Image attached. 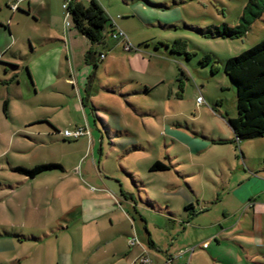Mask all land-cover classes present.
Segmentation results:
<instances>
[{
	"label": "rangeland",
	"instance_id": "1",
	"mask_svg": "<svg viewBox=\"0 0 264 264\" xmlns=\"http://www.w3.org/2000/svg\"><path fill=\"white\" fill-rule=\"evenodd\" d=\"M97 1L110 20L105 38L113 40L110 25L115 20L130 44L142 47L132 61L122 47L114 50L110 76L98 60L101 49L92 50L75 31L64 0H0V248H7L0 264H136L144 254L149 264H264V189L258 194L257 187L250 190L257 194L252 202L227 194L246 176L264 181V138L230 141L228 119L237 116L236 88L223 70L228 59L264 41V3L261 10L255 5L247 10L251 0ZM259 11L260 17L253 18ZM241 26L247 33L239 38L219 36ZM144 45L151 51L145 53ZM90 52L96 67L85 59ZM41 58L46 62L38 66ZM35 63L39 76L31 71ZM15 66H20L17 76ZM87 84L92 96L84 107L81 90ZM112 84H123L124 90ZM104 87L117 94L106 96ZM199 96L206 105L197 104ZM5 100L12 120L3 113ZM41 112L57 121L60 133L72 128L71 120L79 121L87 138L65 140L49 128V120L29 124L30 115ZM105 113L133 125L128 126L135 135L105 136L100 144L92 121ZM184 129L191 136L204 130L208 138L231 143L189 153L172 142L183 137ZM196 139L212 142L200 135ZM134 147L140 153L128 157ZM149 161L170 170L149 173ZM42 165L61 168L33 179L17 171ZM122 168H130L131 176ZM137 180L149 185L136 188ZM102 182L115 189L122 183L136 205L96 203L93 196L101 194ZM178 184L205 213L188 230H171L170 211L159 203L164 188ZM153 197L156 205L149 201ZM145 226L151 241L171 253L148 249ZM230 228L236 236L228 235ZM211 234L221 242L219 248H208ZM28 238L36 243L19 241ZM20 254L26 258L19 259Z\"/></svg>",
	"mask_w": 264,
	"mask_h": 264
},
{
	"label": "crops",
	"instance_id": "2",
	"mask_svg": "<svg viewBox=\"0 0 264 264\" xmlns=\"http://www.w3.org/2000/svg\"><path fill=\"white\" fill-rule=\"evenodd\" d=\"M29 11H30V9H29ZM4 29H6V28L4 27ZM74 29H75V31L78 34H80L75 27H74ZM6 30H8V32H9V35L6 34V36H7L8 39H10V37H11L10 30L9 29H6ZM110 31L112 32V29ZM104 35H105V33H103V38H102L101 42L99 44H95L94 45L86 37H84V36H82L80 34V36L83 37L85 39V41L91 43L92 50H93V47H95V46H96L97 49H101V53L99 54V59L98 60H100V62L103 64L104 71L107 73L108 76H110L111 73H108V71H109V67L112 64L111 57H110V56H112V52H114V50H116V49H118L120 47H122L124 51H126V50L124 49V45H123L122 42L116 41V40H114V42H112L113 40L108 41L105 38ZM69 38L71 40L70 34H69ZM29 42H31V40ZM110 43H111V45H110ZM144 46L146 47L145 53L147 52V50L151 49V48H149V45H144ZM33 47H34V45H33ZM140 49H142L141 46L139 48H136L135 51L134 50L126 51V52L130 53V54H128L129 61H132L133 59H135L134 55H136L139 52H141ZM35 51L36 50H34V52ZM149 51H151V50H149ZM154 52H156V54H157L159 52L158 48H155ZM90 53H91L90 60H87L86 56H85V59L88 62V64L93 63L96 66L97 61L94 59V54L92 52H90ZM101 55H104V59H101ZM171 55H173V54H171ZM45 62H46V60L41 58V62H39L37 60V65L41 66V65L45 64ZM37 65L35 63L33 65V67H31V71L33 72V74H36L37 76H39L41 71H40V69H38ZM13 69L14 70L16 69V72H17V73L14 74V76H17L18 74H20V71H19L20 66L19 67L15 66ZM94 72L96 73V69L94 70ZM143 72L147 73V71H143ZM74 74H75V72H74ZM87 74H88V72H87ZM115 74L121 75L122 73L121 72H117ZM27 75H28V77H30V72H29L28 69H27ZM182 76L183 77L186 76L184 72H183ZM29 79H31V77ZM135 80L136 79L133 78V80H131L130 82H134ZM67 82L68 83H73V84L75 83L74 79H69ZM85 82H86V79L82 81L83 86H85ZM127 82H129V81H127ZM90 83H91V80H90ZM32 85H33V83H32ZM145 85L146 86L144 87V92L147 93L149 91V87H148L147 84H145ZM101 86H103V84H101ZM112 86H113L114 89H117L118 87H120L117 84H112ZM124 87L125 86L123 84H121L120 89L123 91ZM91 89H92V86L87 84V86L84 89L81 90L83 92L82 96H81L82 98L80 97L81 98V104L84 107H89L90 96H92V94H91L92 90ZM102 90L106 94V96H108V97H112V96L117 94L115 91H113L111 89H108L107 87H104ZM84 96H86V99H85ZM5 102L8 103L6 111H4V103ZM4 103H3V113H4L5 117H6V119L12 120V117H11L12 115L9 112V102H8V100H5ZM220 116H222V115L220 114ZM47 118L48 117H47V115L45 113H42V112L41 113H33V114L30 115L28 122H29V124H38L41 120H49L50 121V123H48L49 128H51L52 131L55 130V129L58 130L57 121L52 120V119H47ZM229 119H233V118H229ZM87 124H88V122H87ZM128 125L129 124L125 123L121 119H113V120H111V118L106 113L102 114V118L98 119V122L96 120L92 121V126L96 130V135H97V136L95 135V138L96 139L98 138L97 140L100 142V144H102V142L104 141L105 136H107L109 138H118V137H120V136H122L124 134L125 135L127 134V136H134L135 133L133 134V132H130L131 131L130 129H132L131 127L133 125H131V124L129 125L130 129H129ZM68 126H70L72 128L71 129L70 128H66V129L73 130V129H76V128H81L84 125H81V123L79 121L71 120L69 122ZM203 131H202V134H198V133L194 134L193 133V135H195V136H191V133L189 132V129H187V130L184 129L183 133H182L183 137L182 138L181 137H177V139L172 140V142H173V144L178 143V144L183 145V147H184L186 152H189V153L192 152L193 153V152H202V151H205V150H209L210 147L213 146V145L221 146V145H224V144H227V143H231L230 141H233V139L235 138V134H234L232 129H231V131H232V138L231 139L232 140H230V141L227 140V139L224 140L222 138H215V137H212V139L208 138L207 137L208 133H206V131H204V132ZM59 135H60V133H59ZM92 135H93V133H92ZM197 135L202 136L204 138V140L207 141V142L211 139L212 142L211 143L201 142V141L196 139ZM213 136H215V135H213ZM83 138H87V136H85ZM258 139H261V138H258ZM252 140H254V139H252ZM221 141H224V143H220ZM246 141H248V140H246ZM123 145H125V144L123 143ZM140 151H141V149H138V148L134 147L132 152H127V156L130 157V156H132V154L140 153ZM174 160L175 159H169V161L171 162L172 166L175 168V167H177V165L173 163ZM154 163H153V161H149L148 167L150 168L151 165L154 164ZM128 170H130V168H126V169L122 168V171H123V173L126 176H131V173L129 174V172H127ZM169 170H170V167H169ZM149 173H152V172L149 171ZM126 176H125V178H126ZM245 178L246 179L243 182H241L239 185H236L233 188H229L227 194L228 195L238 196L240 199H243V200L244 199H249V200L251 199L249 202H252V198L255 197L260 192L259 189H261V188L264 189V183H261V182H264V181H262L260 178H256V177H248V176H246ZM134 184H136V188H145V187H147L149 185L147 183L145 184L143 181H138V180L134 181ZM258 184H259V186H258ZM167 187H168V189L164 188V191H163V195L165 196V198H164L163 201H160L159 203H161L162 206L164 204H166L167 211L168 212L170 211V213H167V215H168L167 216L168 217L167 218L168 219V223L170 222L168 224V226L170 228H172L171 230H173V229H182V228H183V230H188L191 225L192 226H193V224L196 225L195 221L197 219H199L205 213L204 212H199L196 209V207H194L193 200L189 196L188 191L184 190L180 184L172 185V186L167 185ZM254 187L258 188V191L256 192L257 194H252V192L250 191ZM92 189L94 190V188H92ZM99 189H100V191H98V192H101V194L93 196L94 201L96 203L104 202V203H106L107 207H109V206L112 207V206L119 205V207L122 208V206L124 207L125 205H128L129 203H133L134 202L133 196L129 195L127 193L126 186L122 185V183L121 184L119 183V187L115 189V187L111 186L110 184H107L106 182H102V186H100ZM193 189L194 188L188 186V190L190 191L192 198L197 199V202H199L198 194ZM140 192H142V191L140 190ZM156 198L153 197L152 198L153 201L152 200H149V201L156 205L157 203H156V201H154V200H156ZM148 199H150V198L148 197ZM135 205H136V203H135ZM188 207H189V209H187ZM252 209H253V212H256L255 211L256 210V206L252 205ZM106 212H107V210H106ZM73 213L79 214L78 212H76V209H74ZM84 214H86V211L84 212ZM105 214H108V212L105 213ZM256 216H257L256 213H254V217H256ZM110 220H111V222H113L112 221L113 220L112 217H111ZM120 220H121V218H120ZM200 226L202 227V225H200ZM63 229L64 228H61L60 230H63ZM145 229H146V226H145ZM146 233H147V229H146ZM227 233H228V235L236 236V233L233 234V229L232 228L228 229ZM215 236H216L215 234H211L209 236V241H207V242H209L208 248H219V244L221 242H219L218 239H213ZM220 236H222V235H220ZM147 238H148V242L150 243L149 244L150 248H148V249L156 250L157 252H166L167 251L168 253H171V248H168L166 251H163V248H158L153 243V241H151V235L149 233H147ZM18 239H20V238L18 237ZM23 239H25V238H23ZM35 240L36 239L28 238L26 240H19V241H21L22 243H36ZM6 250H7V248H0V253L2 254L4 252H6ZM60 253H64L62 248L60 249ZM140 255H141V253H140ZM140 255H137V256L139 257ZM137 256H136V258H137ZM15 258H18V255L15 256L14 259ZM21 258H26V257H23L20 254L19 255V259H21ZM181 258H182V256H181ZM137 260L138 259H136V264H139L138 263L139 261H137ZM175 261L178 262L179 260H174L172 262V264H176L177 262H175ZM7 264H9V263H7ZM12 264H15V263H12Z\"/></svg>",
	"mask_w": 264,
	"mask_h": 264
},
{
	"label": "trees",
	"instance_id": "3",
	"mask_svg": "<svg viewBox=\"0 0 264 264\" xmlns=\"http://www.w3.org/2000/svg\"><path fill=\"white\" fill-rule=\"evenodd\" d=\"M260 2L264 0H251L247 10L251 5L257 6L260 10ZM69 14L75 28L92 44H99L103 38V33L110 22L105 10L98 1H91L88 4L82 1L73 2L70 5ZM261 11L253 13V18L260 17ZM112 32L113 27L110 25ZM247 33V28L241 26L236 29L226 28L219 36L223 38H239ZM176 52H171L175 54ZM181 54V53H179ZM91 53L86 55L90 60ZM96 67V66H95ZM225 75L230 79L236 88V118L229 119L228 124L235 134L236 142L264 138V41L244 52L239 57L228 59L223 67ZM183 74V72H182ZM8 103H4V111L7 110ZM55 133H60L54 130ZM220 143H224L221 141ZM61 168L57 165H42L28 171L17 169L30 179L39 174ZM169 167L157 161L151 165L149 171L165 172ZM189 209V207L187 208Z\"/></svg>",
	"mask_w": 264,
	"mask_h": 264
},
{
	"label": "built area",
	"instance_id": "4",
	"mask_svg": "<svg viewBox=\"0 0 264 264\" xmlns=\"http://www.w3.org/2000/svg\"><path fill=\"white\" fill-rule=\"evenodd\" d=\"M76 1H82L83 3L86 1L87 3H89L93 0H64L63 8L68 12V14L70 11V5ZM94 1H97V0H94ZM69 17L71 18L70 14H69ZM112 27H113L112 39L122 42L124 45V49L126 51L135 50V48L130 44L127 34L119 28V26L115 20H112ZM101 58L104 59V55H101ZM197 104L198 105H206L207 103L203 97L199 96L197 98ZM87 134H88V131L85 128H76L73 130L66 129L62 133H60V135L63 137V139L69 140V141L80 140L83 137L87 136ZM139 261L141 264H149L150 263V259L148 257H145V254L140 258Z\"/></svg>",
	"mask_w": 264,
	"mask_h": 264
}]
</instances>
